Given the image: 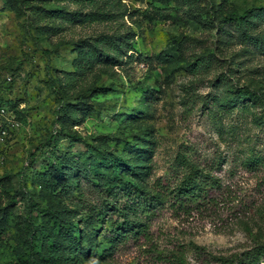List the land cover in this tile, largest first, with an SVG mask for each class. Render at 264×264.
Returning a JSON list of instances; mask_svg holds the SVG:
<instances>
[{
    "label": "rangeland",
    "instance_id": "374dc122",
    "mask_svg": "<svg viewBox=\"0 0 264 264\" xmlns=\"http://www.w3.org/2000/svg\"><path fill=\"white\" fill-rule=\"evenodd\" d=\"M27 2L0 0V264H217L264 242V0ZM189 166L230 201H153Z\"/></svg>",
    "mask_w": 264,
    "mask_h": 264
},
{
    "label": "trees",
    "instance_id": "16d2710c",
    "mask_svg": "<svg viewBox=\"0 0 264 264\" xmlns=\"http://www.w3.org/2000/svg\"><path fill=\"white\" fill-rule=\"evenodd\" d=\"M14 1L22 6H29L28 4H30L27 2L30 0ZM88 17L92 18L93 16ZM244 37H247V35H244ZM195 71L196 70H193L192 72L194 73ZM159 186H161L159 182H154L153 192L155 195L153 196V201L158 200L164 202L166 197H171L178 207L187 214L193 209L200 210L206 203L216 205L218 202H221L223 205H226L231 198L228 187H222L217 180L206 176V173L194 166L188 167L187 173L181 175V177L177 179L174 187H170L169 185L161 187L163 189L161 190L157 189ZM209 189L222 191L221 198L215 200L210 197L208 195ZM224 194H226V196H224ZM125 226L126 224H123V226H120L117 230L123 233ZM130 231H134V234L140 232L139 229L134 230V228ZM215 261L217 264H264V242L255 243L248 249L240 252L231 253L226 256L221 255L216 257Z\"/></svg>",
    "mask_w": 264,
    "mask_h": 264
},
{
    "label": "built area",
    "instance_id": "2783aa9c",
    "mask_svg": "<svg viewBox=\"0 0 264 264\" xmlns=\"http://www.w3.org/2000/svg\"><path fill=\"white\" fill-rule=\"evenodd\" d=\"M5 108L0 106V163L6 158V150L9 147V139L11 138L7 126L5 124Z\"/></svg>",
    "mask_w": 264,
    "mask_h": 264
}]
</instances>
